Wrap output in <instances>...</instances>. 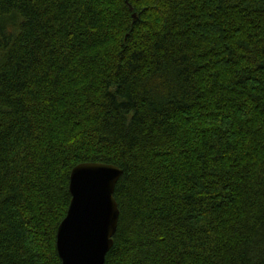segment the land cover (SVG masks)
Masks as SVG:
<instances>
[{"label":"trees","instance_id":"16d2710c","mask_svg":"<svg viewBox=\"0 0 264 264\" xmlns=\"http://www.w3.org/2000/svg\"><path fill=\"white\" fill-rule=\"evenodd\" d=\"M83 162L105 264H264V0H0V264H62Z\"/></svg>","mask_w":264,"mask_h":264},{"label":"water","instance_id":"95a60500","mask_svg":"<svg viewBox=\"0 0 264 264\" xmlns=\"http://www.w3.org/2000/svg\"><path fill=\"white\" fill-rule=\"evenodd\" d=\"M122 174L117 165L103 162H83L72 169V199L56 239L62 264H105L118 229L115 189Z\"/></svg>","mask_w":264,"mask_h":264},{"label":"bare ground","instance_id":"6f19581e","mask_svg":"<svg viewBox=\"0 0 264 264\" xmlns=\"http://www.w3.org/2000/svg\"><path fill=\"white\" fill-rule=\"evenodd\" d=\"M71 199H72V197H71ZM71 202V201H70ZM69 208V207H68ZM67 215V214H66Z\"/></svg>","mask_w":264,"mask_h":264}]
</instances>
